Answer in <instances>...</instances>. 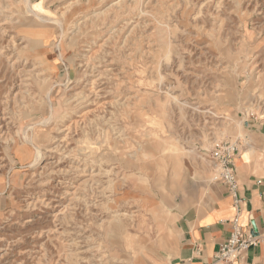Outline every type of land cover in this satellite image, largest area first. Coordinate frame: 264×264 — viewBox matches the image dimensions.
I'll return each instance as SVG.
<instances>
[{
	"label": "rangeland",
	"instance_id": "1",
	"mask_svg": "<svg viewBox=\"0 0 264 264\" xmlns=\"http://www.w3.org/2000/svg\"><path fill=\"white\" fill-rule=\"evenodd\" d=\"M25 1L0 0V264L158 254L217 142L264 154V0Z\"/></svg>",
	"mask_w": 264,
	"mask_h": 264
},
{
	"label": "crops",
	"instance_id": "2",
	"mask_svg": "<svg viewBox=\"0 0 264 264\" xmlns=\"http://www.w3.org/2000/svg\"><path fill=\"white\" fill-rule=\"evenodd\" d=\"M234 128L239 131V124ZM237 165L242 224L246 231L260 236L259 244L238 260L216 259L232 231L237 208L229 190L213 178L204 190L195 188L170 203L171 220L159 240V253L152 244L146 250L141 245V250L133 251L132 264H144L143 257L153 258V264H264V154L249 146L240 153Z\"/></svg>",
	"mask_w": 264,
	"mask_h": 264
},
{
	"label": "built area",
	"instance_id": "3",
	"mask_svg": "<svg viewBox=\"0 0 264 264\" xmlns=\"http://www.w3.org/2000/svg\"><path fill=\"white\" fill-rule=\"evenodd\" d=\"M241 153V144L237 140H222L217 142L211 152V159L215 168L214 180L223 184L234 198L237 208L232 218V231L225 243L216 252L217 260L235 261L243 256L251 247L259 244L261 238L251 231H246L241 220V201L238 195V158Z\"/></svg>",
	"mask_w": 264,
	"mask_h": 264
},
{
	"label": "bare ground",
	"instance_id": "4",
	"mask_svg": "<svg viewBox=\"0 0 264 264\" xmlns=\"http://www.w3.org/2000/svg\"><path fill=\"white\" fill-rule=\"evenodd\" d=\"M26 2V5H27V7H28V11H31V12H33V13H35L36 15H37V13L32 9V7H31V1L30 0H26L25 1ZM32 14V13H31ZM41 19L43 20V21H45V20H47V19H45V18H42L41 17ZM60 48V47H59ZM51 105V112H50V117L49 118H45L44 120H43V123H46V122H48V121H50V119L53 117V115L52 114H54V112H53V105L52 104H50ZM32 128V127H31ZM30 128V129H31ZM25 137L26 138H28V140H30L31 138L28 136V135H25ZM31 142H33V140H30ZM34 145V144H33ZM36 151H35V156H36V161L37 162H39L40 161V159L42 158V156H43V153H42V149L39 147V146H36ZM35 164V163H34Z\"/></svg>",
	"mask_w": 264,
	"mask_h": 264
}]
</instances>
